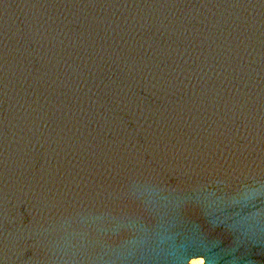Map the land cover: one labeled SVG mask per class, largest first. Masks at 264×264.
Instances as JSON below:
<instances>
[{
  "label": "water",
  "instance_id": "obj_1",
  "mask_svg": "<svg viewBox=\"0 0 264 264\" xmlns=\"http://www.w3.org/2000/svg\"><path fill=\"white\" fill-rule=\"evenodd\" d=\"M0 264H264V0H0Z\"/></svg>",
  "mask_w": 264,
  "mask_h": 264
}]
</instances>
